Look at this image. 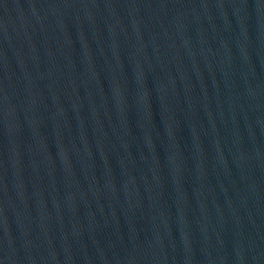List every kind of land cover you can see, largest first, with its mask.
<instances>
[{
    "label": "water",
    "instance_id": "95a60500",
    "mask_svg": "<svg viewBox=\"0 0 264 264\" xmlns=\"http://www.w3.org/2000/svg\"><path fill=\"white\" fill-rule=\"evenodd\" d=\"M0 264H264V0H0Z\"/></svg>",
    "mask_w": 264,
    "mask_h": 264
}]
</instances>
